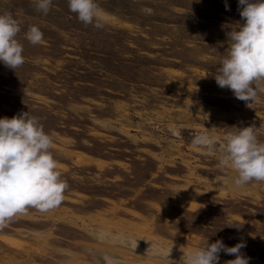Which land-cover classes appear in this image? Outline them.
I'll list each match as a JSON object with an SVG mask.
<instances>
[{
    "label": "rangeland",
    "instance_id": "rangeland-1",
    "mask_svg": "<svg viewBox=\"0 0 264 264\" xmlns=\"http://www.w3.org/2000/svg\"><path fill=\"white\" fill-rule=\"evenodd\" d=\"M96 3L109 14L101 29L68 0L47 15L35 0H0V13L23 21L25 58L15 70L0 62V118L37 117L69 186L58 207L0 229V264H173L218 239L243 240L249 264H264V182L237 186L219 147L191 143L206 132L221 145L253 124L264 142V91L250 108L213 76L227 33L244 23L238 0ZM230 259L222 252L219 264Z\"/></svg>",
    "mask_w": 264,
    "mask_h": 264
},
{
    "label": "clouds",
    "instance_id": "clouds-1",
    "mask_svg": "<svg viewBox=\"0 0 264 264\" xmlns=\"http://www.w3.org/2000/svg\"><path fill=\"white\" fill-rule=\"evenodd\" d=\"M51 5L52 0H35L36 10L44 15ZM68 6L85 25L101 29L108 21L109 14L96 0H68ZM225 8L228 9L227 3ZM238 10L244 23L227 33V56L213 76L220 88L230 89L236 99L251 108L264 91V0H238ZM22 23L9 11L0 13V62L13 70L25 62L23 46L16 39ZM25 35L33 45L43 39L42 31L34 25L28 27ZM236 129L235 133L227 134L221 145L206 132L196 134L191 143L208 151H216L219 147V163L221 167L230 166L237 173L234 181L237 186L252 181L264 182V142L258 139V128L253 124ZM52 144V137L45 133L39 119L28 111L0 118V229L29 208L46 212L62 203L69 186L56 170L57 163L50 151ZM245 247L243 240L232 247L220 239L214 243L206 240L192 252L182 250L180 261L172 262L219 264L223 252L235 257L224 264H249L250 258L241 251ZM155 253L163 255L160 249ZM109 264L114 262L109 261Z\"/></svg>",
    "mask_w": 264,
    "mask_h": 264
},
{
    "label": "trees",
    "instance_id": "trees-1",
    "mask_svg": "<svg viewBox=\"0 0 264 264\" xmlns=\"http://www.w3.org/2000/svg\"><path fill=\"white\" fill-rule=\"evenodd\" d=\"M6 93H8V92H6ZM10 94H12V93H10ZM14 99H18V97L16 96ZM17 106H18V104L16 106H14V107L16 108ZM20 113H21L20 110L19 109H16V110H12V112H10L9 115L11 117H13L15 115H19ZM235 212L242 213L243 211L241 209H237V210H235ZM236 225H240V223L236 222ZM235 234H239V233H235ZM232 243H235V245L237 244V242L235 240H232Z\"/></svg>",
    "mask_w": 264,
    "mask_h": 264
}]
</instances>
